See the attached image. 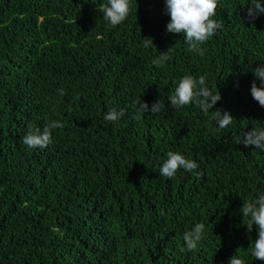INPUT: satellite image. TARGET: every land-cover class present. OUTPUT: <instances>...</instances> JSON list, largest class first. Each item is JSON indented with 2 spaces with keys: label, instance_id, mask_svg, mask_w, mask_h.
<instances>
[{
  "label": "trees",
  "instance_id": "obj_1",
  "mask_svg": "<svg viewBox=\"0 0 264 264\" xmlns=\"http://www.w3.org/2000/svg\"><path fill=\"white\" fill-rule=\"evenodd\" d=\"M105 2L0 0V264H227L235 250L264 264L240 213L264 193V150L240 143L264 128L250 93L252 69L264 66V13L249 22L250 0H218L222 27L200 56L166 31L164 0H131L116 27ZM168 47L172 59L155 67ZM185 74L206 77L221 97L210 111H228L232 124L218 131L194 103H169ZM137 99L165 108L137 120ZM109 109L124 115L106 121ZM50 120L65 126L47 147L21 142ZM168 151L195 160L201 176H161ZM197 222L204 238L186 251L183 233Z\"/></svg>",
  "mask_w": 264,
  "mask_h": 264
},
{
  "label": "clouds",
  "instance_id": "obj_2",
  "mask_svg": "<svg viewBox=\"0 0 264 264\" xmlns=\"http://www.w3.org/2000/svg\"><path fill=\"white\" fill-rule=\"evenodd\" d=\"M165 12L170 17L166 24V31L173 34H182L188 50L203 56L207 51L202 47L209 41L222 23L214 19L218 0H164ZM103 13L104 20L111 26L116 27L123 23L131 11V0H106L99 9ZM261 13H264V0H250L246 15L249 22L254 21ZM141 43L147 48L155 47L153 38L143 37ZM172 49L168 47L166 51L154 58L151 63L157 67H163L172 59ZM255 79L251 82L250 93L254 101L259 106L264 107V66H257L252 69ZM257 81L259 84H257ZM172 94L168 97L169 103L176 109L183 108L190 104H195L205 116H211L218 126L217 130L227 128L233 123L234 117L228 111L216 109L210 111L221 99L218 90L213 92L207 86L206 77L200 75L198 78L191 74H185L177 82ZM61 96L65 94L63 88L58 89ZM133 108L137 115L135 119L140 120L145 113H159L165 105L160 100H156L149 106L141 99L133 102ZM124 115V110L116 111L109 109L104 115L106 121L114 122ZM65 125L60 120L48 121L43 129L33 125L28 126V131L21 138V142L29 149L45 148L52 142V131L63 128ZM240 143L246 147L254 145L256 148L264 150V128H253L244 133ZM199 165L193 159L186 158L179 151H168L166 159L159 167L161 176L172 179L176 173L183 169L185 172L193 173L199 177L201 173L197 171ZM124 194L127 193L123 190ZM128 196V195H127ZM242 218H247L244 224L248 232L255 226L256 238L251 241L249 253L256 260L264 261V193H259L255 198L242 203L240 208ZM205 223L197 222L191 230L183 233V241L186 251H195L198 244L204 238ZM227 264H246L243 256L235 253L230 257Z\"/></svg>",
  "mask_w": 264,
  "mask_h": 264
}]
</instances>
